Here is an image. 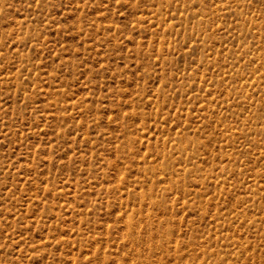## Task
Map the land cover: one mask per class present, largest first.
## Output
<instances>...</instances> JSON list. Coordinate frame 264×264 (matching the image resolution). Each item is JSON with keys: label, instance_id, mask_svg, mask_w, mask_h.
<instances>
[{"label": "rangeland", "instance_id": "374dc122", "mask_svg": "<svg viewBox=\"0 0 264 264\" xmlns=\"http://www.w3.org/2000/svg\"><path fill=\"white\" fill-rule=\"evenodd\" d=\"M0 264H264V0H0Z\"/></svg>", "mask_w": 264, "mask_h": 264}]
</instances>
